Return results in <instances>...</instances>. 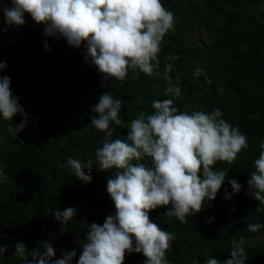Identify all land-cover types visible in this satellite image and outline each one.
Wrapping results in <instances>:
<instances>
[{
	"label": "trees",
	"instance_id": "1",
	"mask_svg": "<svg viewBox=\"0 0 264 264\" xmlns=\"http://www.w3.org/2000/svg\"><path fill=\"white\" fill-rule=\"evenodd\" d=\"M263 1L161 0L173 13L175 27L163 37L159 64L152 76L130 71L122 84L115 79L102 82L96 67L84 59L83 44L72 48L63 38L44 37L42 25L22 34L17 44L0 48V61L7 65L0 76H9L12 93L29 116L17 134L9 125L19 124L20 115L12 122L0 119V166L7 177L0 183V244L8 245L0 264H22L14 255L17 242L30 255L34 249L43 251L44 241L53 246V259L75 250L76 264L87 225L102 224L115 212L106 192L111 170L98 171L94 165L91 182L84 184L58 165L69 156L95 162L105 133L91 126V118L98 117L92 108L104 92L122 101L123 123L110 127L115 129L112 139H125L127 124L141 112H153L154 99L172 98L164 95L169 84L181 89L174 98L180 111L221 109L223 118L247 136L248 148L232 164L214 165L228 171L225 181L215 199L186 222L164 214L171 203L149 210L150 220L175 235L166 258L170 264H191L193 259L205 264L210 256L223 261L230 258V241L244 236L246 264H264V244L250 242L264 228L253 233L246 227L264 223V208L258 209L247 185L264 143V15L254 9ZM44 42L51 51L44 49ZM197 68L203 69L198 77ZM231 178L241 189L225 200ZM69 206L77 209L76 216L61 225L52 212ZM145 259L140 253H125L123 264H143Z\"/></svg>",
	"mask_w": 264,
	"mask_h": 264
},
{
	"label": "clouds",
	"instance_id": "2",
	"mask_svg": "<svg viewBox=\"0 0 264 264\" xmlns=\"http://www.w3.org/2000/svg\"><path fill=\"white\" fill-rule=\"evenodd\" d=\"M2 11L4 27L0 30L25 24L28 14L42 25V36L63 38L72 48L83 44L84 59L96 67L102 82L115 79L121 84L130 71L134 75L154 74L163 37L175 27L173 13L161 0H9ZM43 47L51 51L47 42ZM6 66V61H0V71ZM202 71L197 68L194 75L198 77ZM180 94L179 86L169 84L164 95L172 98L154 99L153 112H141L127 124L125 139H112L115 129L110 127L123 123L119 116L121 99L104 92L92 108L98 117L91 118V126L105 133L102 146L95 149V162L69 156L58 167L69 168L84 184L91 182L94 165L98 171L111 170L106 192L115 212L102 224L87 225L76 264H123L125 253L133 252L146 258L143 264H170L166 253L172 250L175 235L150 220L149 210L171 203L164 214L186 222V217L215 199L225 181L228 171L216 170L214 165L218 161L232 164L237 154L248 148L247 136L223 118L221 109L180 111L174 104ZM16 115L22 117L20 123L9 125V131L15 134L25 128L29 116L13 95L9 76H0V119L12 122ZM145 158L150 163H144ZM254 167L247 185L260 209L264 208V143ZM5 179L0 166V183ZM228 185L231 193L225 187V200L241 189L235 178L229 179ZM76 213L73 206L52 212L61 225H67ZM246 227L255 233L264 228V223H249ZM245 242L244 236L233 238L230 258L219 261L210 256L205 264H246ZM7 247L0 244V256ZM40 248L43 251L34 249L29 255L24 243L17 242L14 255L22 264H72L77 255L71 250L53 259L55 252L50 243L44 241ZM191 264L200 262L193 259Z\"/></svg>",
	"mask_w": 264,
	"mask_h": 264
},
{
	"label": "built area",
	"instance_id": "3",
	"mask_svg": "<svg viewBox=\"0 0 264 264\" xmlns=\"http://www.w3.org/2000/svg\"><path fill=\"white\" fill-rule=\"evenodd\" d=\"M9 0H3L0 3V29L4 27V16L2 8L5 5H8ZM36 27V23L25 15V24L21 26H9L7 31L0 30V48H6L8 46H12L17 44L20 40L22 34L26 31L34 29Z\"/></svg>",
	"mask_w": 264,
	"mask_h": 264
},
{
	"label": "rangeland",
	"instance_id": "4",
	"mask_svg": "<svg viewBox=\"0 0 264 264\" xmlns=\"http://www.w3.org/2000/svg\"><path fill=\"white\" fill-rule=\"evenodd\" d=\"M254 9H256L257 12L264 15V1L263 3L258 4ZM251 243H263L264 244V234L256 235L254 238L250 239Z\"/></svg>",
	"mask_w": 264,
	"mask_h": 264
}]
</instances>
